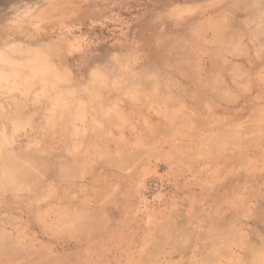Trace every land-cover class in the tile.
<instances>
[{
    "label": "rangeland",
    "instance_id": "obj_1",
    "mask_svg": "<svg viewBox=\"0 0 264 264\" xmlns=\"http://www.w3.org/2000/svg\"><path fill=\"white\" fill-rule=\"evenodd\" d=\"M262 35L264 0H0V264H264Z\"/></svg>",
    "mask_w": 264,
    "mask_h": 264
},
{
    "label": "bare ground",
    "instance_id": "obj_2",
    "mask_svg": "<svg viewBox=\"0 0 264 264\" xmlns=\"http://www.w3.org/2000/svg\"><path fill=\"white\" fill-rule=\"evenodd\" d=\"M239 6H240V5H239ZM249 6H250V5H249ZM261 7H262V6H261ZM253 9H254V8H253ZM246 11H249V10H246ZM229 13H230V12H229ZM247 14H248V13H247ZM222 17H223V16H222ZM255 17H256V16H255ZM226 20H227V18H226ZM228 20H229V19H228ZM246 20H247V19H246ZM215 21H216V20H215ZM224 21H225V19H224ZM256 21H257V20L255 19V22H256ZM233 22H234V21H233ZM218 23H219V22H218ZM228 23H229V22H228ZM223 24H224V23H223ZM225 24H226V23H225ZM261 24H263V23H261ZM216 25H218V24H216ZM226 25H227V24H226ZM209 27H210V26H208V28H209ZM254 27H255V26H254ZM258 27H259V26H258ZM206 28H207V27H206ZM259 28H261V27H259ZM198 29H199V28H198ZM209 29H210V28H209ZM215 29H216V28H215ZM215 29H213V30H215ZM219 30H220V29H219ZM215 31H216V30H215ZM228 31H229V30H228ZM255 31H256V30H255ZM259 32H260V30H259ZM193 33H195V31H193ZM202 33H204V32H202ZM261 33H262V32H261ZM178 34H179V33H178ZM197 34H198V32H197ZM242 34H243V33H242ZM258 34H260V33H258ZM179 35H180V34H179ZM215 35H216V34H215ZM203 36H204V35H203ZM263 36H264V35H262V38H263ZM173 37H174V35H173ZM218 37H219V36H218ZM198 38H199V37H198ZM220 38H221V37H220ZM238 38H239V37H238ZM260 38H261V37H260ZM260 38H259V40H260ZM177 39H179V37H178ZM177 39L174 38V40H173V39H171V40H173V41L175 42V40L178 41ZM200 39H201V38H200ZM257 39H258V38H257ZM158 40H159V39H158ZM161 40H163V39H161ZM166 40H167V39H166ZM179 40H180V39H179ZM169 42H170V41H169ZM170 43H172V42H170ZM175 43H176V42H175ZM179 43H180V41H179ZM182 43H184V40H182ZM185 43H186V41H185ZM180 44H181V43H180ZM187 44H188V43H187ZM177 45H178V44H177ZM188 45H189V44H188ZM166 46H168V45H166ZM182 46H184V45L182 44ZM192 46H193V45H192ZM175 47H176V46H175ZM178 47L181 48L180 46H178ZM187 47H188V46H187ZM194 47H195V46H194ZM183 48L185 49L186 46L183 47ZM188 48H189V47H188ZM188 48H186V50H187ZM195 48L198 49V47H195ZM195 48H194V49H195ZM172 49H174V47H173ZM197 49H196V50H197ZM248 50H249V49H248ZM171 51H172V50H171ZM240 51H241V49H240ZM240 51H239V53H240ZM167 53H168V52H167ZM169 53H170V52H169ZM182 53H183V52H182ZM182 53H181V54H182ZM217 53H218V52H217ZM217 53H216V54H217ZM250 53H251V52H250ZM183 54H184V53H183ZM245 54H246V53H245ZM263 54H264V53H263ZM263 54H262V55H263ZM243 56H244V55H243ZM251 56L253 57L254 55H251ZM251 56H250V57H251ZM46 57H47V56H46ZM183 57H184V56H183ZM245 57H246V56H245ZM245 57H244V58H245ZM248 57H249V56H248ZM261 57H263V56H261ZM49 58H50V57H49ZM191 58H192V57H191ZM246 58H247V57H246ZM256 58H258V56H257ZM259 58H260V57H259ZM259 58H258V59H259ZM114 59H115V58L113 57V60H114ZM118 59H119V58H118ZM218 59H219V57H218ZM261 59H262V58H261ZM49 60H50V59H49ZM180 60H181V59H180ZM216 60H217V59H216ZM251 62H252V61H251ZM29 63H30V62H29ZM177 63H178V62H177ZM179 63H180V61H179ZM179 63H178V64H179ZM24 64H25V63H24ZM30 64H31V63H30ZM32 64H33V63H32ZM32 64H31V65H32ZM228 64H229V63H228ZM20 65H21V64H20ZM222 65H223V64H222ZM18 66H19V65H18ZM228 66H229V65H228ZM252 66H253V63H252ZM16 67H17V66H16ZM50 67H51V66H50ZM102 67H103V66H102ZM156 67H157V66H156ZM169 67H170V66H169ZM222 67H223V66H222ZM226 67H227V66H226L225 63H224V68H226ZM43 68H44V67H43ZM220 68H221V67H220ZM229 68H230V67H229ZM247 68H248V67H247ZM21 69H23V68H21ZM27 69H28V68H27ZM99 69H100V68H99ZM101 69H102V68H101ZM111 69H112V68H111ZM147 69H148V68H147ZM14 70H15V69H14ZM17 70H18V69H17ZM28 70H29V69H28ZM28 70H27V71H28ZM107 70H109V68H108ZM145 70H146V69H145ZM145 70H144V71H145ZM157 70H158V69H157ZM171 70H172V69H171ZM232 70H233V69H232ZM249 70H250V69H249ZM24 71H25V70H24ZM30 71H32V70H30ZM103 71H104V70H103ZM109 71H110V70H109ZM144 71H142V72H144ZM15 72H17V71H15ZM50 72H51V71H50ZM63 72H66V71L63 70ZM107 72H108V71H107ZM247 72H248V71H247ZM247 72H246V73H247ZM12 73H13V72H12ZM19 73H20V72H19ZM21 73H22V74H20V75H23V72H21ZM31 73H32V72H31ZM31 73H30V74H31ZM37 73H39V72H37ZM40 73H41V72H40ZM97 73H98V72H97ZM108 73H109V72H108ZM108 73H106V74H108ZM132 73H135V72H132ZM146 73H147V72H146ZM183 73H184V72H183ZM191 73H193V72L191 71ZM248 73H249V72H248ZM24 74H25V73H24ZM33 74H34V73H32V75H31L32 77H33ZM51 74H52V73H51ZM62 74H63V73H62ZM66 74H67V73H66ZM68 74H69V73H68ZM130 74H131V73H130ZM136 74H137V73H136ZM159 74H160V73H159ZM159 74H158V75H159ZM193 74L195 75V73H193ZM16 75H17V74H16ZM18 75H19V74H18ZM60 75H61V74H60ZM97 75H98V74H97ZM140 75H141V74H140ZM164 75H165V74H164ZM209 75H210V74H209ZM247 75H248V74H246V76H247ZM24 76L26 77V75H24ZM27 76H29V75L27 74ZM42 76H43V75H42ZM45 76H46V75H45ZM50 76H51V75H50ZM62 76L64 77V74H63ZM65 76H66V75H65ZM68 76H69V75H67L66 78H67ZM100 76H101V75H100ZM128 76H129V75H128ZM137 76H138V75H137ZM154 76H155V75H154ZM220 76H221V75H220ZM231 76H232V75H231ZM252 76H253V75H252ZM21 77H22V76H21ZM36 77H37V75H36ZM46 77H47V76H46ZM48 77H49V76H48ZM48 77H47V79H49ZM93 77H94V76H93ZM125 77H126V76H125ZM156 77H157V76H156ZM215 77H216V76H215ZM221 77H223V76H221ZM244 77H245V76H244ZM22 78H23V77H22ZM39 78H40V75H39ZM43 78L45 79V77H43ZM43 78H42V80H44ZM66 78H65L64 80L61 78V79H62L61 81H63V82H67V81H65ZM136 78H137V77H136ZM142 78H143V77H142ZM142 78H141V80H144V78H143V79H142ZM159 78H160V77H159ZM209 78H210V76H209ZM217 78H218V76H217ZM27 79H28V78H27ZM34 79H35V77H34ZM37 79H38V78H37ZM94 79H95V78H94ZM106 79H107V78H106ZM106 79H105V80H106ZM126 79H128V77H127ZM153 79H154V78H153ZM181 79H182V78H181ZM194 79H195V78H194ZM218 79H219V78H218ZM223 79H225V78L223 77ZM231 79L234 80L233 77H232ZM252 79H253V78H252ZM24 80H25V79H24ZM28 80H29V79H28ZM39 80H41V78H40ZM51 80L53 81V79H51ZM51 80H50L49 84H51ZM55 80H56V79H54V81H55ZM68 80H69V78H68ZM90 80H93V79L90 78ZM95 80H96V79H95ZM97 80H98V79H97ZM107 80H108V79H107ZM121 80H122V79H121ZM138 80H139V79H138ZM158 80L160 81L161 79H158ZM187 80H188V79H187ZM189 80H190V78H189ZM208 80H210V79H208ZM47 81H49V80H47ZM61 81L58 80V83L61 82ZM69 81H70V80H69ZM69 81H68V83H70ZM93 81H94V80H93ZM108 81H109V83H110V80H108ZM130 81L132 82V80H130ZM145 81H146V80H145ZM164 81H165V80H164ZM169 81H170V80H169ZM190 81H192V80H190ZM237 81H238V80H237ZM237 81H235V82H237ZM255 81H256V80H255ZM41 82H42V81H41ZM43 82H44V81H43ZM45 82H46V81H45ZM55 82H57V81H55ZM55 82H54V83H55ZM89 82H90V81H89ZM91 82H92V81H91ZM102 82H103V81H102ZM120 82H122V81H120ZM131 82H130V83H131ZM150 82H151V80H150ZM153 82H154V81H153ZM175 82H176V81H175ZM217 82H218V80H217ZM223 82H225V81H223ZM226 82H227V81H226ZM238 82H239V81H238ZM27 83H28V81H27ZM135 83H136V82H135ZM139 83H140V82H139ZM141 83H142V81H141ZM141 83H140V84H141ZM147 83H148V81H147ZM151 83H152V82H151ZM151 83H150V84H151ZM172 83H173V80H172L171 84H172ZM177 83H178V82H177ZM251 83H252V82H251ZM254 83H255V82H254ZM32 84H33V83H32ZM60 84H61V83H60ZM117 84H118V83H117ZM131 84H132V83H131ZM145 84H146V83H144V86H146ZM175 84H176V83H175ZM178 84H179V83H178ZM225 84H226V83H225ZM55 85H58V84L55 83ZM119 85H120V84H119ZM128 85H129V84H128ZM128 85H127V86H128ZM133 85H134V83H133ZM159 85H160V84H159ZM179 85H180V87H179V86H178V87L181 88L182 85H181V84H179ZM187 85H188V84H187ZM204 85L206 86L207 84H204ZM46 86H47V83H46ZM140 86H141V85H140ZM142 86H143V85H142ZM144 86H143V87H144ZM152 86H153V85H152ZM165 86H166V85H165ZM174 86H175V85H174ZM183 86H186V85L184 84ZM183 86H182V87H183ZM217 86H218V85H217ZM52 87H53V86H52ZM55 87H56V89H57V86H55ZM55 87H54V88H55ZM59 87H60V86H59ZM73 87H74V86H73ZM82 87H83V86H82ZM95 87H96V86H95ZM104 87H105V86H104ZM108 87H110V86H108ZM117 87H118V86H117ZM124 87H125V86H124ZM150 87H151V86H150ZM175 87H176V86H175ZM212 87H213V86H212ZM250 87H251V86H250ZM19 88H20V87H19ZM50 88H51V87H50ZM60 88H61V87H60ZM60 88H59V90H60ZM62 88H63V87H62ZM74 88H75V87H74ZM79 88H80V87H79ZM83 88H84V87H83ZM86 88H87V86H86ZM89 88H90V87H89ZM91 88H92V87H91ZM101 88H102V87H101ZM119 88H120V90H123V89H121V86H119ZM122 88H123V86H122ZM130 88H131V87H130ZM144 88H145V87H144ZM200 88H201V87H200ZM231 88H232V87H231ZM52 89H53V88H52ZM156 89L158 90L157 87H156ZM197 89H198V88H197ZM229 89H230V88H229ZM64 90H65V89H64ZM73 90H74V89H73ZM87 90H88V89H87ZM87 90H86L85 92H87ZM92 90H93V89H92ZM95 90H97V89H95ZM102 90H105V89L103 88ZM148 90H150V89H148ZM152 90H153V89H152ZM152 90H151V91H152ZM159 90H160V89H159ZM162 90H163V89H162ZM201 90H202V89H201ZM232 90H233V89H232ZM242 90H243V89H242ZM245 90H246V89H245ZM48 91H49V90H48ZM48 91H47V92H48ZM75 91H76V90H75ZM83 91H84V89H83ZM107 91H108V90H106V92H107ZM118 91H119V90H118ZM125 91H126V90H125ZM127 91H128V90H127ZM151 91H150V92H151ZM198 91H199V90H198ZM213 91H214V90H213ZM229 91H231V90H229ZM49 92H50V91H49ZM51 92H53V91H51ZM54 92H55V90H54ZM54 92H53V93H54ZM56 92H58V91H56ZM68 92H70V91H68ZM91 92H92V91H91ZM96 92H97V91H96ZM106 92H105V93H106ZM108 92H109V91H108ZM128 92H129V91H128ZM134 92H135V91H134ZM163 92H164V91H163ZM172 92H174V91H172ZM185 92H186V91H185ZM217 92H218V90H217ZM217 92H216V93H217ZM233 92H234V91H233ZM246 92H247V91H246ZM258 92H259V91H258ZM61 93H62V92H61ZM76 93H77V92H75V94H76ZM78 93H80V92H78ZM78 93H77V94H78ZM89 93H90V92H88L87 94H89ZM102 93H103V91H102ZM109 93H110V92H109ZM112 93H113V92L111 91V94H112ZM125 93H126V92H125ZM132 93H133V92H132ZM148 93H149V92H148ZM148 93H147V94H148ZM166 93H167V91L165 92V95H166ZM214 93H215V92H214ZM48 94H49V93H48ZM62 94H63V93H62ZM64 94H65V93H64ZM75 94H74V95H75ZM117 94H118V93H117ZM117 94H116V95H117ZM120 94H121V92H120ZM123 94H124V93H123ZM127 94H128V93H127ZM141 94H142V93H141ZM141 94H140V95H141ZM188 94H190V93L188 92ZM195 94H196V93H195ZM90 95H91V93H90ZM101 95H102V94H101ZM130 95H131V94H130ZM140 95H137V96L140 97ZM152 95H153V94H152ZM152 95H151V97H152ZM155 95H156V94H155ZM155 95H154V96H155ZM160 95H161V94H160ZM174 95H175V94H174ZM190 95H191V94H190ZM190 95H188V96H190ZM192 95H194V94H192ZM203 95H204V94H203ZM54 96H55V95H54ZM58 96H62V95L59 94ZM63 96H65V95H63ZM72 96H73V95H71V97H72ZM76 96H77V95H76ZM76 96H75V97H76ZM78 96H79V95H78ZM149 96H150V95H149ZM163 96H164V95H163ZM176 96H177V95H176ZM180 96H181V95H180ZM184 96H185V95H184ZM194 96H196V95H194ZM198 96H199V95H198ZM205 96H206V95H205ZM240 96H241V95H240ZM36 97H37V96H36ZM82 97H83V96H82ZM122 97H123V96H122ZM133 97H134V96H133ZM151 97H150V98H151ZM160 97H161V98H165V97H162V96H160ZM191 97H192V96H191ZM206 97H207V96H206ZM219 97H221V96L219 95ZM238 97H239V96H238ZM62 98H63V97H62ZM73 98H74V96H73ZM73 98H72V99H73ZM80 98H81V96H80ZM84 98H85V97H84ZM84 98H83L82 100H84ZM90 98L93 99L92 97H90ZM103 98H104V97H103ZM103 98H102V100H101L102 103H103V101H105L104 99H105L106 97H105L104 99H103ZM125 98H126V96H125ZM147 98H149V97H147ZM182 98H183V97H182ZM227 98H228V97H227ZM248 98H249V97H248ZM49 99H50V98H49ZM77 99H78V98H77ZM77 99H76V100H77ZM94 99H95V98H94ZM110 99H111V98H110ZM140 99H141V98H140ZM151 99H152V98H151ZM191 99H192V98H189L188 100H191ZM198 99H199V98H198ZM238 99H239V98H238ZM262 99H263V98H262ZM51 100H52V99H51ZM60 100H62V99H60ZM60 100H58V102H59ZM73 100H74V99H73ZM80 100H81V99H80ZM80 100H77V101H80ZM85 100H86V99H85ZM107 100H108V99H107ZM132 100H133V99H132ZM132 100H131L130 102H132ZM149 100H150V99H149ZM158 100H159V99H158ZM161 100H162V99H161ZM169 100H170V99H169ZM201 100H202V99H201ZM201 100H200V101H201ZM90 101H92V100H90ZM97 101H98V100H97ZM110 101H111V100H110ZM202 101H203V100H202ZM204 101H205V100H204ZM222 101H223V100H222ZM87 102H88V101H87ZM101 102L99 101V104H101ZM105 102H106V101H105ZM135 102H136V101H135ZM165 102H166V101H165ZM197 102H199V100H197ZM197 102H196V103H197ZM13 103H14V102H13ZM53 103H54V102H53ZM56 103H57V102H56ZM73 103H76V101H75V102L73 101ZM88 103L90 104V102H88ZM132 103H133V102H132ZM138 103H139V102H138ZM184 103H185V102H184ZM227 103H228V102H227ZM262 103H263V102H262ZM79 104H80V103H79ZM79 104H78V105H79ZM85 104H87V103H85ZM92 104L94 105L93 101H92ZM105 104H108V105H109V103H105ZM170 104H171V103H170ZM180 104H181V103H180ZM218 104H219V103H218ZM13 105H14V104H13ZM70 105H71V103H70ZM78 105H76V106H78ZM93 105H92V107H93ZM95 105H97V104H95ZM95 105H94V106H95ZM101 105H102V104H101ZM101 105H100V106L97 105L96 107L99 106V108H100V107H102ZM183 105H184V104H183ZM196 105H198V103H197ZM260 105H261V104H260ZM72 106H73V105L69 106V108H71ZM74 106H75V104H74ZM84 106H85V105H84ZM104 106H105V105H104ZM113 106H114V105H113ZM113 106L111 105L110 108L114 109ZM129 106H130V105H129ZM200 106H201V105H200ZM219 106H220V104H219ZM261 106H262V105H261ZM59 107L61 108V106H59ZM62 107H64V106H62ZM65 107H66V106H65ZM65 107H64V108H65ZM79 107H80V106H79ZM89 107H90V106H89ZM131 107H133V106H131ZM131 107H129V109H130ZM163 107H164V106H163ZM60 108H59V109H60ZM93 108H94V107H93ZM93 108H92V109H93ZM110 108H109V109H110ZM187 108H188V105H187ZM190 108H191V107H190ZM221 108H222V106H221ZM61 109H63V108H61ZM74 109H75V108H74ZM84 109H85V108H84ZM146 109H147V108H146ZM218 109H219V107H218ZM227 109H228V108H227ZM63 110H64V109H63ZM66 110H67V109H65L64 112H66ZM68 110H69V109H68ZM68 110H67V111H68ZM94 110H95V108H94ZM114 110H115V109H114ZM123 110H124V109H123ZM134 110H135V109H134ZM184 110H185V109H184ZM196 110H197V109H196ZM229 110H230V109H228V112H229ZM262 110H263V109H262ZM69 111H73V110H69ZM97 111H98V110H97ZM97 111H96V112H97ZM124 111H125V110H124ZM124 111H123V113H124ZM157 111H158V110H157ZM194 111H195V109H194ZM200 111H201V110H200ZM253 111H254V110H253ZM54 112H55V111H54ZM75 112H76V111H75ZM75 112H74V115L77 114L78 111H77L76 113H75ZM103 112H106V113H107V111H103ZM120 112H122V111H120ZM148 112H150V111H148ZM169 112H170V111H169ZM169 112H168V113H169ZM195 112H196V111H195ZM197 112H198V110H197ZM67 113H68V112H67ZM67 113H66V114H67ZM117 113H118V112H117ZM127 113H128V112H127ZM127 113H126V115H127ZM232 113H233V112H232ZM250 113H251V112H250ZM21 114H22V113H21ZM56 114H57V113H56ZM82 114H83V113H82ZM111 114H112V113H111ZM26 115H29V114L27 113ZM69 115H70V114H69ZM71 115H72V114H71ZM106 115H107V114H106ZM126 115H125V116H126ZM220 115H221V114H220ZM222 115H224V114H222ZM12 116H13V115H12ZM77 116H78V115H77ZM101 116H102V115H101ZM103 116H104V118H105L104 113H103ZM103 116H102V117H103ZM110 116H111V115H110ZM113 116H114V114H113ZM239 116H240V115H239ZM29 117H30V116H29ZM102 117H101V118H102ZM106 117H107V116H106ZM129 117H130V116H129ZM129 117H128V118H129ZM134 117H135V116H134ZM243 117H244V116H243ZM17 118H18V116H17ZM22 118H23V117H22ZM22 118L20 117V119H22ZM43 118L45 119V117H43ZM64 118H65V117H64ZM71 118H72V117H71ZM101 118H100V119H101ZM193 118H194V117H193ZM208 118H209V117H208ZM208 118H207V120H208ZM0 119H1V118H0ZM4 119H5V118H4ZM30 119H32V118H30ZM65 119H68V118H65ZM65 119H64V120H65ZM100 119H99V120H100ZM214 119H215V118H214ZM45 120H46V119H45ZM47 120H48V118H47ZM47 120H46V122H47ZM61 120H62V119H61ZM101 120L103 121L104 119H101ZM101 120H100V121H101ZM106 120H107V118H106ZM211 120H212V119H211ZM14 121H15V120H14ZM23 121H24V120H23ZM59 121H60V120H59ZM62 121H63V120H62ZM66 121H67V120H66ZM96 121H97V120H96ZM134 121H135V120H134ZM208 121H209V120H208ZM212 121H213V120H212ZM1 122H2V121H1ZM20 122H21V121H20ZM34 122H35V121H34ZM48 122L50 123V120H49ZM63 122H64V121H63ZM98 122H99V121H98ZM108 122L110 123V119H109V117H108ZM210 122H211V121H210ZM210 122H209V123H210ZM263 122H264V121H263ZM51 123H52V122H51ZM58 123H59V122H58ZM58 123H55V125L58 124ZM95 123H96V122H95ZM105 123H107V122H105ZM223 123H224V122H223ZM6 124H8V123H6ZM59 124H61V122H60ZM63 124H64V123H63ZM65 124H66V122H65ZM68 124H69V123H68ZM97 124H98V123H97ZM99 124H100V123H99ZM107 124H108V123H107ZM159 124H160V123H159ZM215 124H216V123H215ZM221 124H222V123H221ZM70 125H71V124H70ZM206 125H207V124H206ZM223 125H224V124H223ZM63 126H64V125H63ZM67 126H68V125H67ZM94 126H95V124H94ZM210 126H211V125H210ZM230 126H231V125H230ZM5 127H7V126H5ZM51 127H52V126H51ZM53 127H54V124H53ZM70 127H71V126H70ZM244 127H245V126H244ZM71 128H72V127H71ZM71 128H70V129H71ZM4 129H5V128H4ZM245 129H246V128H245ZM185 130H186V129H185ZM3 132H6V131H3ZM240 132H241V130H240ZM6 133H7V132H6ZM152 133H153V132H152ZM4 134H5V133H4ZM153 134H154V133H153ZM184 135H186V134H184ZM208 135H209V134H208ZM5 136H6V135H5ZM143 137H144V136H143ZM206 137H207V136H206ZM158 138H160V137L158 136ZM158 138H157V139H158ZM207 138H208V137H207ZM209 138H210V137H209ZM217 138H218V137H217ZM39 139H40V138H39ZM197 139H198V138H197ZM200 139H201V138H200ZM246 139H247V138H246ZM195 140H196V139H195ZM262 140H263V139H262ZM262 140H261V141H262ZM197 141H199V139H198ZM203 141H206V140L203 139ZM206 142H207V141H206ZM155 143H156V142H155ZM196 143H197L196 145H198V142H196ZM201 143H202V140H201ZM203 143H204V142H203ZM229 143H230V142H229ZM252 143H253V142H252ZM179 144H180V143H179ZM240 144H241V143H240ZM242 144H243V143H242ZM182 145H183V144H182ZM182 145H180V146H182ZM196 145H195V147H196ZM205 145H206V143H205ZM7 146H8V145H7ZM183 146H185V144H184ZM186 146H187V145H186ZM188 146H189V145H188ZM206 147H208V143H207V146H206ZM215 147H216V146H215ZM240 147H241V146H240ZM188 148H189V147H188ZM203 148H204V146H203ZM218 148H219V147H218ZM230 148H231V147H230ZM258 148H259V147H258ZM197 149H198V148H197ZM210 149H211V148H210ZM182 150H183V149H182ZM198 150H199V149H198ZM218 150H219V149H218ZM232 150H233V148H232ZM239 150H240V149H239ZM196 151H197V150H196ZM234 151H235V149H234ZM237 151H238V150H237ZM237 151H235V153H236ZM243 151H244V150H243ZM247 151H248V150H247ZM42 152H43V151H42ZM191 152H192V151H191ZM208 152H209V150H208ZM238 152H241V151H238ZM244 152H245V151H244ZM45 154H47V153H45ZM45 154H43V155H45ZM191 154H192V153H191ZM227 154H228V153H227ZM229 154H231V153L229 152ZM243 154H244V153H243ZM260 154H261V153H260ZM193 155H194V154H193ZM193 155H192V156H193ZM225 155H226V154H225ZM235 155H239V154L237 153V154H235ZM4 156H5V155H4ZM27 156H28V155H27ZM214 156H215V155H214ZM228 156H229V155H228ZM221 157H223V156H221ZM225 157H226V156H225ZM16 158H17V157H16ZM232 158H233V157H232ZM240 158H243V155H242ZM23 159H24V157H23ZM31 159H32V158H31ZM193 159H195V158H193ZM208 159H209V158H208ZM215 160H216V159H215ZM243 160H244V159H243ZM6 161H7V160H6ZM222 161H223V159H222ZM234 161H235V158H234ZM238 161H239V157H238ZM240 161H241V160H240ZM258 161H259V160H258ZM25 162H27V161H25ZM58 162H59V161H58ZM232 162H233V161H232ZM47 163H48V161H47ZM47 163H46V164H47ZM228 163H229V162H228ZM230 163H231V162H230ZM237 163H238V162H237ZM244 163H245V161H244ZM244 163H242V164H244ZM32 164H33V163H32ZM18 166H19V165H18ZM45 167H46V166H45ZM45 167H44V168H45ZM58 167H60V166H58ZM6 168H7V167H6ZM46 168H47V167H46ZM46 168H45V169H46ZM14 169H15V168H14ZM17 169H18V168H17ZM46 170H47V169H46ZM39 171H40V170H39ZM238 171H239V170H238ZM44 172H45V171H44ZM48 172H49V171H48ZM46 174H47V172H46ZM46 174H45V175H46ZM59 174H60V172H59ZM240 174H241V173H240ZM20 175H21V174H20ZM238 175H239V173H238ZM242 176H243V175H242ZM252 176H253V175H252ZM31 177H33V176H31ZM12 178H13V177H12ZM232 178H233V175H232ZM238 178H239V177H238ZM253 180H254V179H253ZM253 180H252V182H253ZM14 181H15V180H14ZM232 182L235 183L233 180H232ZM242 182H243V181H241L240 183H242ZM255 182L258 184L259 181H256V180H255ZM12 183H13V182H12ZM15 183H16V182H15ZM248 183H250V181H249ZM248 183H246V184H248ZM253 183H254V182H253ZM237 184H238V182H237ZM237 184H236V185H237ZM244 184H245V182H244ZM246 184H245V185H246ZM254 184H255V183H254ZM254 184H253V185H254ZM230 185H232V184H230ZM233 185H235V184H233ZM242 185H243V184H242ZM243 186H244V185H243ZM250 186H251V185H250ZM254 186H255V185H254ZM246 187H247V186H246ZM251 187L253 188V186H251ZM251 187H250V188H251ZM256 187H257V189L260 188V187L258 188V186H256ZM235 191H236V190H235ZM239 191H240V190H238V191H236V192H239ZM256 191H257V190H256ZM235 194H238V193H234V195H235ZM223 195H225V194H223ZM223 197H224V199H225V196H223ZM225 200H227V198H226ZM256 212H257V211H256ZM202 215H203V214H202ZM257 216H258V215H257ZM263 223H264V222H263ZM262 241H264V239H263ZM263 250H264V249H263ZM12 254L15 255V253H12ZM263 255H264V254H263ZM11 256H12V255H11ZM52 260H54V258H53ZM56 261H57V260H56ZM56 261H52V263H53V262H56ZM60 261H61V260H60ZM45 262H46V261H45ZM48 262L51 263V261H48ZM57 262H58V261H57ZM50 263H48V264H50Z\"/></svg>",
    "mask_w": 264,
    "mask_h": 264
}]
</instances>
